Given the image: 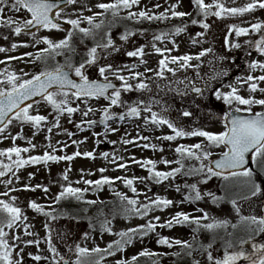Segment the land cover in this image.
Segmentation results:
<instances>
[{
	"label": "rangeland",
	"instance_id": "rangeland-1",
	"mask_svg": "<svg viewBox=\"0 0 264 264\" xmlns=\"http://www.w3.org/2000/svg\"><path fill=\"white\" fill-rule=\"evenodd\" d=\"M100 2H108V0H77L75 4H71L64 10V16L71 19L80 18L81 27H89L87 21L82 17L102 11L95 7V5ZM221 2L224 3L225 7L230 8L242 7L251 2V0H221ZM174 3H177V0H140V4L134 6L131 11L135 12L144 9L150 11V13L158 14ZM205 3H212V0H205ZM156 4H159L160 7H154ZM88 8H91V11H88ZM81 9H83L82 14L80 11ZM176 10L190 13V15L184 17H171L169 14L167 20L174 23V27L186 25V30L171 38L155 41L157 47L171 49L170 52L166 51L162 55L157 53L152 47L153 35L161 32V30L157 29L156 22L150 24V21L146 19L138 21L120 20L112 24L113 31H111L112 38L115 45L119 47V51L111 52L110 55L107 53L102 54L98 63H112L116 67L135 64L137 67L132 70L144 74L141 79L146 80L149 84L150 91H137L133 89L128 92H122L123 100L128 102L139 99L149 101L154 98L159 102L153 106L154 110L161 111L164 107H167L168 111L166 115L170 119L178 122V124L183 126L186 130L203 128L204 130L212 132L222 131L223 124L217 117L222 114V111H226L228 106L225 105L222 100L216 99L214 95L216 89L219 88L222 91H229L230 89L227 86L232 84L238 88L240 95L245 97L254 95L257 99L264 98V93L259 90L255 93H250L247 84L241 85L237 83L236 80L237 77L243 78L248 74L255 76L264 74L261 73L259 69L252 71L248 66L252 60L264 61V55L258 53L254 46L245 43V41L258 39L259 34L250 32L249 35L237 37L234 31H232L231 34L229 33V25L234 24L241 27H248L250 23L264 21V9L257 7L243 14H225L220 18L210 15L206 20L210 25L208 29H204L199 23H191L193 19H204L202 14L198 15V9L193 4L192 0H179ZM213 10L215 11V9ZM127 11L128 10H123L120 15L125 16ZM4 15L6 17L11 16L13 19L18 18L20 21L29 18L24 10L15 12L6 9ZM101 19H105V24L107 25V23L112 20V17L110 13L107 14L106 17H97V21ZM62 20L67 21V19ZM124 23L127 29L135 32V35L131 36L127 42L120 39V34L124 31L121 26H123ZM115 25L117 27H115ZM147 25L151 26L147 27ZM141 30H144L143 34H141ZM172 30H170L169 33L172 32ZM199 32H203L204 35L196 36ZM34 33L36 39L41 36H48L54 41L62 39L67 35L66 32L55 29L50 31L41 29ZM5 35L8 39L3 38ZM101 35L102 34L99 33L97 36L100 37ZM226 38L229 43L238 42L241 47L230 48L225 44ZM173 39L178 47L173 45ZM193 39H196L198 42L193 43ZM13 42L18 44L16 49L11 48ZM22 43H26L28 46H20ZM141 45L145 46V55L143 59L146 63L144 64L139 62V57H129L126 55L128 51H132ZM0 47L8 49L6 52H0V61H3V63H0V72L7 70L15 71L18 74H21V72L32 74L43 70L45 67H54L57 62H64L63 55L56 56L54 60H48L47 63L36 60V52L46 47V45L43 42L36 44L31 34L21 33L18 36L14 35L12 29L5 26H0ZM204 48H211L213 51L207 53L199 60L194 58L189 62L192 65H199V75H197V69L195 67L179 68L178 63H169V67L177 69L175 74L173 75V73L165 71L164 78L156 77L155 72L159 70V61L164 56H183L189 54L195 57V55ZM29 52L33 53L32 57L24 55ZM7 57H17V59H7ZM220 57H224V59L221 60ZM145 69H152V71H145ZM222 69L227 70V75L221 74L216 79H212V77L216 75V73L221 72ZM123 74L128 77L129 69H124ZM88 75L90 79L98 78L96 66L88 69ZM109 79L117 86L121 83L113 76H109ZM129 82L135 85L137 80L129 79ZM193 84L204 89L203 96H197L191 93ZM259 87L264 88V81L259 82ZM185 92L187 95L184 94ZM39 102L38 105L36 103L33 104V110L38 109L40 114L48 116V121L44 126L37 130L30 124H24L22 131V137L24 138H17L13 141L12 136L21 132L20 123L14 120L4 132V138H0V149L11 147L13 144L22 148L29 147L28 139H30L31 143L35 144L36 147L35 149H30L28 153H22L21 155L23 157L26 158L29 155H42L45 151L51 153L52 148L48 147V137L50 136L51 145L57 149L56 155H71L79 150L80 152L92 151L94 152L95 158L77 156L72 161L61 160L58 162H48L47 164H28L20 168L16 173L20 177L19 180H16V178L12 176V173L0 177V193L8 191L9 188L16 189L15 191H8V196H0V199L7 200L15 196L17 198L15 204L22 209L23 215L27 216L26 221L19 222V227L5 229L6 232L10 233V236L19 235L21 238L19 242L10 240V243L18 244L15 250L16 252H19L21 248L23 249V252L20 253L23 257L22 264H59L61 257L69 260L72 264L75 260V254L69 251V247H74L75 244H80L81 247H87L89 249L97 246L101 249H106L111 241L117 240L119 237L114 234H109L107 231H101L100 222L104 219V216H107L110 220L113 233H118L128 228H134L140 224H146L147 221L154 216L160 217V223L171 219L177 212L189 213L191 216H201L202 213L198 211L199 209H204L213 217L227 218L233 223L237 221L238 218L232 205L228 202V199L221 200L219 204H214L208 196H204V198L199 201L185 199V195L188 192L185 184L192 183L198 184L201 193L211 192L217 196H225L226 190L224 189L221 179L213 177L207 183H199L201 179L199 176H187L182 172L177 174L175 179L169 178L161 183H156L153 179L149 178L148 168L151 166L141 167L140 164L132 162L133 158L141 162L150 159L156 162V170L169 171L172 168L178 167L175 163H164L165 160L175 161L179 158L178 154L175 152L176 146L199 143L204 140L203 137H183L173 141L158 139V137L172 134L171 130L166 125L160 127L154 125L146 126L143 119V116L147 115L146 113H142L140 118H126L124 121L109 120V126L116 128L117 131H109L107 135H105V127L99 121L101 120V109L110 102L95 98L88 99L87 103H84L83 99L71 100V106L76 107V105L79 104V110L71 115L68 113L62 114L59 119L60 126L57 128L53 126L54 113L51 106L43 100ZM235 106L236 105H233V107ZM89 107L94 111L90 112L88 116H84L83 112ZM239 107L243 108L246 106L240 105ZM184 109L192 112V116L181 117L180 113ZM261 110H264L262 106L252 105V113ZM110 111L120 113L124 112L125 109L120 106H112ZM209 112L212 113L211 116H209ZM88 120H95L96 124L89 127L84 123L80 128L77 127V124L81 121ZM49 127H52L51 133L48 132ZM69 132L72 133L71 136L67 134ZM96 133L99 135H95ZM138 135L149 137V140H136L135 144L123 143L122 138L132 139ZM73 140L80 143L73 144ZM112 141H116V143L114 144ZM144 143L156 144L157 148H144L142 146ZM65 144L67 147H63ZM161 148L163 149L162 151ZM211 150L213 152L211 159L214 160L218 158L221 149L213 148ZM101 153H108L107 159L102 157L100 155ZM113 154L115 157H122L123 159H116L115 162H112ZM13 159H15V155H13ZM0 160L9 163L6 156H0ZM125 162H127L125 168L121 169L116 167L117 164ZM184 164L186 168L189 166H198L199 161L185 159ZM69 166H71V171L68 173V179L72 182V185L74 187L90 189L84 193V199L103 201V204L97 203L95 205H88L71 198L62 199L58 204L53 203V198L61 191V185L67 183L62 179L61 174ZM101 168L106 169V171L101 173L99 171ZM81 169H84L83 173H81ZM13 171L16 170L13 169ZM257 172L262 176L261 185L264 186V171L257 169ZM29 173H34V175L30 177ZM102 175L109 177H126L129 179L136 178L133 180V184L137 189V193H133L129 187L125 186L122 180H115L111 186L105 184L99 190H96L94 186L85 185L82 181L79 184L76 183V181L81 180V177L85 180H96ZM8 179H11L12 183L6 186L2 181ZM25 184L32 186L37 184L45 185L48 187V192L45 193L42 188H36L34 191L25 190L22 187ZM177 185L180 186V191H176ZM237 191L242 193L243 190L236 188L227 190L228 197L236 195ZM116 192L124 193L128 197L137 198L139 203H147L149 199H155L156 196H160L172 200L173 204L162 210L155 209L149 212L148 216L143 218L135 215L128 217L119 211L121 202L115 195ZM263 196L264 195L255 197L251 201H238L243 214L261 215V200ZM30 201H35L43 205L45 211L55 210L54 214H57V219L52 220L42 212L33 210L29 207ZM84 208H87L88 211H82ZM101 208L103 209L104 216L98 215V210ZM61 210H66L69 215H58ZM76 215L79 216L78 219L73 218V216ZM113 215H115V219H112ZM24 224L29 225L27 233H31V235L26 234ZM45 224H48L51 229V244L57 249L56 254L49 251V231L45 228ZM194 228V224L174 223L171 228L158 226L155 231L149 232L148 235L143 237L137 234L133 238L132 243L124 247L122 251H117L114 248L113 255L104 254V258L100 261V264H116L117 261H129L130 264H153V260L160 252L157 249H162L160 246L167 249V245L157 242L161 236L168 237L170 240L180 239L191 242L192 236L196 235L198 242L205 245L213 240L212 233L204 230L194 233ZM229 231H231V228H229ZM84 233H88V236L85 237ZM223 235L224 233L221 231L219 236ZM236 235L244 236L245 232L243 230H237ZM219 236L216 238L211 249L214 256L222 255L223 253V245ZM26 240H38L39 243L38 245L23 243V241ZM254 240L257 243H264V233L255 236ZM244 247L245 249L251 250L250 243L245 244ZM144 250L154 253L155 255H138ZM29 253H32L33 256L40 255L43 258L36 261L32 256H29ZM132 256H137L135 262H131ZM17 259H19V257H17ZM193 259L199 260L200 264H208L206 253L200 250L193 252L191 257H187L186 262L192 263ZM240 264H245V262L241 261Z\"/></svg>",
	"mask_w": 264,
	"mask_h": 264
},
{
	"label": "snow or ice",
	"instance_id": "snow-or-ice-1",
	"mask_svg": "<svg viewBox=\"0 0 264 264\" xmlns=\"http://www.w3.org/2000/svg\"><path fill=\"white\" fill-rule=\"evenodd\" d=\"M77 0H0V26L9 27L12 29L14 35H20L22 31L29 32L33 35L35 43L39 44L43 42L46 47L39 49L35 54V59L47 63L48 60H54L56 56H64L63 63H55L54 67H45L43 70L34 72L32 74L21 72L18 74L15 71L4 70L0 72V138H4L3 134L8 129L9 125L13 121H17L21 125V132L12 136L13 141L22 137L23 125L30 124L33 128L39 129L44 126L48 121V116L40 114L38 109L33 110L31 103L25 104V101L32 100L33 97H41V99L51 106L54 113L53 126L59 128L60 116L64 113L71 115L79 110V104L76 107L71 106V100H81L87 103L88 99L104 97L110 101V103L101 109V120L99 121L105 127V135L109 131L116 132V128L109 126V120L124 121L126 118H140L142 113L147 115L143 116L145 125H154L157 127L167 126L171 133L164 137H158V139H165L169 141L176 140L183 137H203L204 140L192 145H177L175 152L178 154V159L175 161L165 160V164L175 163L178 167L172 168L169 171H158L155 169V161L145 160L143 162L132 159L133 163H138L141 167L151 166L148 168L149 178L153 179L156 183H161L169 178L175 179L177 174L183 172L184 175L192 176L197 175L201 179L199 183H207L213 177H217L222 180L225 191V196H217L211 192L201 193L197 183L185 184L188 192L185 195L186 200L199 201L208 196L211 198L214 204H219L223 199H228V202L232 205V208L237 216V221L233 223L227 218H217L210 216L204 209H199L202 213L201 216H191L189 213L177 212L171 219L160 223V217L154 216L147 221L146 224L137 225L134 228H128L121 230L118 233H113L110 226V220L107 216H104L103 209L98 210L99 216H104V219L100 222L101 231H107L109 234H114L119 239L111 241L106 249H101L98 246L92 249L87 247H81L80 244H75L74 247H69V251L75 254V260L72 264H100L103 260L104 254L113 255V249L122 251L124 247L131 244L133 238L139 234L143 237L148 235L149 232L155 231L159 227L171 228L173 224H194V233L200 230L212 233L213 240L208 244L198 242L197 236L193 235L191 242L188 240H170L168 237L161 236L157 241L159 244L173 247V245L180 246V251L173 253V255L180 257L181 255L191 257L193 252L200 250L206 253V259L208 264H240L244 261L245 264H264V243H257L254 237L264 233V215L255 214H243L242 208L238 201L246 200L251 201L253 198L260 195H264V186L258 183L255 179L257 169L264 171V110L252 113V105H260L264 109V98L257 99L254 95L245 97L239 94V90L236 86L229 84L227 87L229 91H222L216 89L214 95L217 100H222L225 105L228 106L226 111H222V115L217 117L223 124V130L219 132H212L204 130L203 128H192L186 130L183 126H180L178 122L170 119L166 113L167 107H164L161 111L154 110V105L159 103L154 98L149 101L142 99L128 102L122 99V92H128L133 89L137 91H150L149 84L143 77V73L139 71H133L137 65L131 66L125 65L123 67H116L112 63L99 64V60L102 54L119 51V47L115 45V42L111 35V27L114 22L120 20H163L168 19L169 14L171 17H184L190 15L183 11H177L179 0L177 3L171 4L169 8L162 12L150 13L148 10L141 9L139 11H131L134 6L140 4V0H108V2H100L95 7L102 11L94 12L92 15L83 16L82 18L87 21L89 27H81V19H71L64 16L65 7L71 4H75ZM193 4L198 9V15H203V20L193 19L192 24H200L204 29H208L210 25L206 22L207 17L214 15L217 18L223 15H236L243 14L245 12L252 11L257 7L264 9V0H251V2L245 4L242 7H225L221 0H212V3H205V0H192ZM154 7L159 8L160 5L156 4ZM12 10L19 12L24 10L28 17L23 21L18 18L13 19L11 16H5V10ZM215 9V11L213 10ZM123 10H128L125 16H121L120 13ZM81 14L83 9L80 10ZM91 11V8H88ZM111 14L112 20L105 24V19L97 21V17H106L107 14ZM67 19V23L72 26V31H69L64 38L54 41L48 36H41L38 39L35 38V33H31L29 30L33 27L39 26V28L45 30H60L61 24L59 20ZM103 35L97 40V35L101 29H105ZM186 30L185 26H175L172 32H161L153 35L152 47L157 53L163 55L164 52H170L171 49H162L156 46L155 41H162L166 38H171L174 35H178ZM144 30H141L143 34ZM234 31L237 37L241 35H249L250 32L259 34V38L256 40L245 41L246 44L254 46L256 51L261 55H264V21H257L250 23L248 27H241L238 25H229V33ZM79 35V42L83 43L85 40L91 38L92 46L87 48L86 55L79 62H74L73 57L77 54V48L74 44V35ZM135 35V32L125 28L120 34V39L127 42L128 39ZM203 32H199L196 36H203ZM4 39H8L5 35ZM193 43H197L196 39H193ZM174 46L175 40H172ZM225 44L230 48H240L241 45L237 43H229L225 40ZM20 46L27 47L26 43H22ZM18 44L13 42L11 44L12 49H16ZM144 45L135 48L132 51L126 53L129 57H139L140 63L144 64L146 61L143 59ZM111 50V51H109ZM8 49L0 47V52H6ZM211 48H204L193 57L192 55L185 54L183 56H164L159 61V70L155 72L156 77L164 78L165 71L175 74L176 68L169 67V63H178L179 68L195 67L197 69V75H199V65H192L189 62L194 58L199 60L207 53H211ZM24 55L32 57L33 53H25ZM7 59H17V57H7ZM221 60L224 57H220ZM3 63V61H0ZM96 66L98 72L97 79H90L88 75V69ZM249 68L252 71L259 69L261 73H264V61L252 60L249 63ZM124 69H129V75L126 77L123 74ZM145 71H152V69H145ZM70 73H74L75 77L79 80L72 79ZM227 75V70L222 69L221 72L216 73L212 79H216L220 75ZM109 76H113L121 83L119 86L114 84ZM129 79L137 80V83L133 85L129 82ZM237 83L243 85L247 84L250 93H255L257 90L264 93V88L259 87V82L264 81V74L255 76L248 74L246 77H237ZM111 90V91H109ZM191 91L197 96H203L204 89L198 87L195 84L192 85ZM187 95V93H184ZM37 105L39 101H34ZM233 105H236L233 107ZM240 105L246 107H239ZM112 106H120L125 109L124 112L116 113L110 111ZM92 108H88L83 112L84 116H88L90 112H93ZM238 112L252 113L250 116L236 115ZM9 113L13 116L9 117ZM212 113L209 112V116ZM181 117H191L192 112L184 109L180 113ZM86 123L89 127L96 124L95 120L81 121L77 124L80 128L82 124ZM48 132H52V127L48 128ZM35 134V133H34ZM69 136L72 133H67ZM95 135H99L96 133ZM27 139V138H25ZM49 145L52 148V152L45 151L42 155H29L26 158L22 153H28L30 149H35L36 145L31 143L28 139L29 147L13 146L0 149V156H6L9 163H5L0 160V177L6 176L8 173H12V176L19 180L20 177L16 174L18 170L28 164H37L48 162H58L61 160L72 161L77 156H83L87 158H95L94 152L85 151L80 152L77 150L71 155H56L57 149L50 143L51 137H48ZM86 139V138H85ZM124 144H135L136 140H149V137L140 136L133 137L132 139H123ZM60 143V142H57ZM73 144L80 142L73 140ZM116 143V141H112ZM139 146V145H137ZM144 148L151 147L156 149V144L144 143ZM67 147V145H63ZM220 148L221 151L217 159H211L213 152L211 149ZM63 150V149H61ZM163 149L161 148V151ZM15 155V159H13ZM102 157L107 159L108 153H101ZM116 159H123L122 157H115L113 154V161ZM185 159H194L199 161L198 166L185 167ZM250 162L251 165L250 166ZM127 162L119 163L117 168H125ZM15 169L16 171H13ZM71 171V166L66 168L61 174L62 179L66 181V184L61 185V191H59L53 198V203H59L62 199H75L81 201L84 204L95 205L97 203L103 204V201L97 200H85L84 193L89 191V188L74 187L72 182L68 179V173ZM81 173L84 169L80 170ZM101 173L106 169H99ZM34 173H29V176H33ZM136 178L126 177H109L101 176L99 179L90 180L83 179L76 181L77 184L81 181L85 185L94 186L96 190H99L103 185H112L115 180H122L125 186L129 187L133 193H137V189L133 184V180ZM145 179V178H139ZM5 185L12 183L11 179L2 181ZM25 190H35L36 188H42L45 193L48 192V187L45 185L37 184L35 186L25 184L22 186ZM236 188L243 190L242 193L237 191L236 195L228 197L227 190ZM16 189L9 188L8 191H15ZM8 191L0 193V196H8ZM176 191H180V186H176ZM115 195L120 200L119 211L125 216L131 217L133 215L139 217L148 216L149 212L155 209H163L173 204V201L166 198L156 196L155 199H149L147 203H139L137 198L128 197L124 193L116 192ZM15 196L9 199H0V264H22L23 257L20 255L23 252L21 248L19 252L15 250L18 247L17 243H10L12 241H20L19 235H11L6 232L5 229H13L19 227V222L26 221L27 216L23 215L22 209L15 204ZM147 199V198H146ZM29 207L37 212H42L44 215L50 217L52 220L57 219V214H54L55 210L45 211L44 206L38 204L35 201L29 202ZM264 207V205H262ZM82 211L87 212L88 209L84 208ZM58 215H69L66 210H61ZM74 219H78L79 216H73ZM115 219V215L112 216ZM155 221V222H154ZM91 223V221H90ZM29 225L24 224L26 234ZM45 228L49 231V251L53 254L57 253V249L51 244V229L48 224H45ZM231 228V231H229ZM237 230H243L244 236H237ZM223 232V236H219L220 232ZM87 237L88 233H84ZM222 241L223 253L222 255L214 256L213 243L216 238ZM25 244H37L38 240H26ZM250 243L251 250L245 249L244 245ZM138 255L151 256L155 255L147 250L140 252ZM29 256L36 261L41 260L43 257L40 255L33 256L29 253ZM19 257V259H17ZM98 257V258H97ZM54 258V257H53ZM61 260H64L61 257ZM137 256L131 257V262H135ZM64 264H69L67 260ZM116 264H130L129 261H117ZM192 264H200L199 260L193 259Z\"/></svg>",
	"mask_w": 264,
	"mask_h": 264
},
{
	"label": "trees",
	"instance_id": "trees-1",
	"mask_svg": "<svg viewBox=\"0 0 264 264\" xmlns=\"http://www.w3.org/2000/svg\"><path fill=\"white\" fill-rule=\"evenodd\" d=\"M155 22L157 24V29L161 30V32H169L174 27V23H172L171 21H168L167 19L152 20V21H150V24H153ZM119 26H121V25H119ZM148 26H151V25H147V27ZM112 27H111V31H113ZM115 27H117V26L115 25ZM133 27H134V25H133ZM121 28L125 30V28H127L126 24L124 23L123 26H121ZM122 29H121V31H122ZM105 30H106V28L103 30L101 29L99 31V33H101L103 35ZM99 39H100V37L97 36V40H99ZM73 40H74V44L76 45V48H77V54L74 56V62H79L81 59H83L85 57L86 52H87V48L92 46L93 41L91 38H89V39L85 40L83 43H80L78 34L74 35ZM255 179L258 183L261 184V181H262L261 179H263V178L257 171H256ZM160 247L162 249H157L160 252L157 254V257H155V259L153 260V262H154L153 264H192L190 261H189L190 263L186 262V259L188 256L181 255L180 257H177V256L173 255V253L180 251V246H177V245H173V247L167 246V249H169V250H167L163 246H160ZM156 259H157V261H156Z\"/></svg>",
	"mask_w": 264,
	"mask_h": 264
},
{
	"label": "water",
	"instance_id": "water-1",
	"mask_svg": "<svg viewBox=\"0 0 264 264\" xmlns=\"http://www.w3.org/2000/svg\"><path fill=\"white\" fill-rule=\"evenodd\" d=\"M69 6V5H68ZM67 6V7H68ZM67 7H65V9L67 8ZM60 24H61V31H64V32H69L70 30H71V25L70 24H68L67 22H65V21H62V20H59L58 21ZM42 28H39V26H36V27H33L32 29H30L29 31L31 32V33H34V32H36V31H38V30H41ZM21 33H24V34H29V32H24V31H22ZM70 75H71V77H72V79H75V80H79V78L78 77H75L74 75H73V73H70ZM109 91H111V90H109ZM191 93L192 94H194V95H196L195 93H193L192 91H191ZM99 99H102V100H104V101H106V102H110L108 99H106V98H104V97H100ZM40 100H42L41 99V97H39V96H37V97H33L32 98V100H29V101H25V104H29V103H31L32 105L33 104H35L34 103V101H40ZM236 115H241V116H250L252 113H246V112H238V113H235ZM13 116V114L12 113H9V117H12ZM217 159V158H216ZM250 166H252L251 165V162H250ZM262 205H264V196H263V198H262V200H261V215H264V207H262ZM65 260H67V259H64V260H60V264H64V261ZM68 262H69V260H67ZM69 264H70V262H69Z\"/></svg>",
	"mask_w": 264,
	"mask_h": 264
}]
</instances>
